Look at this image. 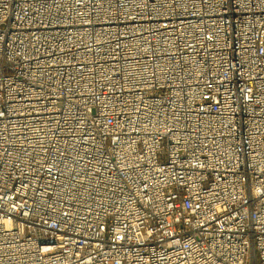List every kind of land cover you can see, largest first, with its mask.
Here are the masks:
<instances>
[{
    "label": "built area",
    "instance_id": "obj_1",
    "mask_svg": "<svg viewBox=\"0 0 264 264\" xmlns=\"http://www.w3.org/2000/svg\"><path fill=\"white\" fill-rule=\"evenodd\" d=\"M0 264H264V0H0Z\"/></svg>",
    "mask_w": 264,
    "mask_h": 264
}]
</instances>
